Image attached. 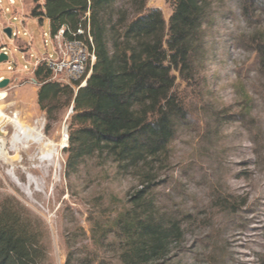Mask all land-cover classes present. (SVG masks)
<instances>
[{
  "label": "rangeland",
  "instance_id": "374dc122",
  "mask_svg": "<svg viewBox=\"0 0 264 264\" xmlns=\"http://www.w3.org/2000/svg\"><path fill=\"white\" fill-rule=\"evenodd\" d=\"M205 5L193 69L173 71L187 114L175 123L169 160L155 167L147 198L158 218L181 226L182 236L154 264H264V60L258 50L264 48V6H245V0ZM116 6L137 10L130 0ZM31 7L32 0L0 6V35L10 54L0 62V76L10 79L0 89V213L27 226L43 251L39 264H65L69 247L74 264L115 261L114 246L97 245L92 230L100 237L114 226L131 208L141 179L111 158L85 157L75 169L67 166L72 105L58 106L48 118L34 74L38 61L56 58L65 40L52 38L49 19L30 16ZM174 7L175 0H147L144 11L160 9L168 27ZM5 27L18 37L2 34ZM22 122L32 136L40 132L59 145L66 135L54 162L32 160L40 157L37 147L23 152L32 142L22 135Z\"/></svg>",
  "mask_w": 264,
  "mask_h": 264
},
{
  "label": "trees",
  "instance_id": "16d2710c",
  "mask_svg": "<svg viewBox=\"0 0 264 264\" xmlns=\"http://www.w3.org/2000/svg\"><path fill=\"white\" fill-rule=\"evenodd\" d=\"M130 1L134 14L118 8L120 0H32L30 8V16L49 19L52 37L64 29L65 41L85 39L96 55L86 85L77 90L53 80L45 61L34 72L38 102L48 118L58 106H73L67 166L75 169L85 157L111 158L141 179L131 208L117 216L114 226L100 237L92 230L97 245H113L117 253L115 261L97 264H154L166 259L172 241L182 236L175 221L167 224L156 216L148 188L155 167L169 160L176 121L187 114L174 91L173 71L193 69L192 54L203 46L207 0H175L168 27L160 9L144 11L147 0ZM263 1L245 0V6L263 8ZM258 50L264 60V48ZM41 254L27 226L11 213H0V264H39ZM74 258L69 247L65 264H74Z\"/></svg>",
  "mask_w": 264,
  "mask_h": 264
},
{
  "label": "built area",
  "instance_id": "2783aa9c",
  "mask_svg": "<svg viewBox=\"0 0 264 264\" xmlns=\"http://www.w3.org/2000/svg\"><path fill=\"white\" fill-rule=\"evenodd\" d=\"M11 4H15V0H9ZM2 0H0V6ZM10 11V8L6 9ZM14 19H17L15 16ZM64 29L60 30L59 33L52 38H59L63 36ZM83 29L77 31L78 34H84ZM2 34L5 32L2 30ZM89 41L92 42V37L90 35L89 29L87 31ZM6 35V34H5ZM19 31H15L12 28V37L17 38ZM46 35V33H45ZM45 44L47 40L45 39ZM0 53H5L10 58V54L7 50L6 44L2 41L0 35ZM58 56L56 58L52 55L44 56L41 61H38L35 67H37L42 61L46 62L47 67L52 71V75L57 78L59 81L65 82L74 86L75 90L86 85L87 78L91 71L92 66L95 63L96 55L94 50H91L87 41L85 39H73L69 41H64L60 44L57 50ZM32 55V54H31ZM26 67V66H25ZM8 69L12 70V66H8ZM5 79L3 76H0V81Z\"/></svg>",
  "mask_w": 264,
  "mask_h": 264
},
{
  "label": "bare ground",
  "instance_id": "6f19581e",
  "mask_svg": "<svg viewBox=\"0 0 264 264\" xmlns=\"http://www.w3.org/2000/svg\"><path fill=\"white\" fill-rule=\"evenodd\" d=\"M4 97V94L0 93V98ZM25 123L22 122V130H24L23 134L25 137H27V139L32 142L31 146H29L28 149L24 150L23 152L26 154H30L31 151L34 149H39V156H33L32 160H36L38 162H46V161H50V162H54L57 158V156L60 154L59 149L60 147L62 148L64 146L65 140H66V135L64 134V141L62 143L57 144L55 142V140H51L49 138H45V136L42 133H38L35 136H32V132L33 130L30 127H25L24 125ZM24 128V129H23ZM21 134L17 133L14 136V141L17 143H19L18 139L20 138ZM2 129H0V151H1V143H2ZM27 140V141H28ZM8 161V160H7ZM26 162V161H25ZM30 163V162H29ZM47 172H50V168L46 167ZM36 172H44V170L41 169H36Z\"/></svg>",
  "mask_w": 264,
  "mask_h": 264
},
{
  "label": "water",
  "instance_id": "95a60500",
  "mask_svg": "<svg viewBox=\"0 0 264 264\" xmlns=\"http://www.w3.org/2000/svg\"><path fill=\"white\" fill-rule=\"evenodd\" d=\"M3 31L5 32V34L11 38L12 37V28L11 27H5L3 29ZM8 60V56L5 53H0V62L3 61H7ZM10 82V79L5 78L3 80L0 81V89L6 87ZM72 110H73V106H72Z\"/></svg>",
  "mask_w": 264,
  "mask_h": 264
},
{
  "label": "crops",
  "instance_id": "0c3cea01",
  "mask_svg": "<svg viewBox=\"0 0 264 264\" xmlns=\"http://www.w3.org/2000/svg\"><path fill=\"white\" fill-rule=\"evenodd\" d=\"M29 14H30V10H29Z\"/></svg>",
  "mask_w": 264,
  "mask_h": 264
}]
</instances>
